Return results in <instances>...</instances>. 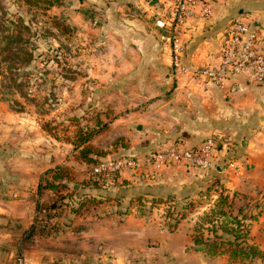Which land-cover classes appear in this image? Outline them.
Here are the masks:
<instances>
[{
  "label": "crops",
  "instance_id": "0c3cea01",
  "mask_svg": "<svg viewBox=\"0 0 264 264\" xmlns=\"http://www.w3.org/2000/svg\"><path fill=\"white\" fill-rule=\"evenodd\" d=\"M161 1L154 0L158 15L168 10V2ZM209 1L214 9L213 18L210 21L198 16L191 18L181 36L188 64H217L219 37L228 20L241 14H247L251 25L260 32V48L264 52V0ZM158 33V28L145 27L134 40L136 45H128V56L106 76L110 72L115 76L123 72L129 83L141 86L135 102L157 97L155 102H162L159 110L166 111L169 107L176 111L139 114L146 117L141 127L142 138L149 137L152 141L148 146L158 147L180 133L192 145L205 137L219 138L222 144L215 169L174 164L154 174L125 171L100 188L88 186V175L68 180L72 195L63 201L72 210L69 217L80 218L82 226L65 225L63 233L44 240L58 246L65 259L70 256L67 247L76 246L80 256H87L96 264H237L234 260L239 257L231 258L226 245L212 252L194 242L197 226L225 192L231 205H225L224 210L246 224L244 243L264 253V84L241 74L227 83V90L220 91L199 78L185 76L177 80L186 86L185 93L177 92L180 86H171L170 101H177L171 105L166 94L171 90L170 49L159 42ZM150 92L153 94L148 95ZM168 119H172L174 128H167ZM48 137L34 114L0 112V147L16 150L12 158L0 162V264H17L19 258L31 264L22 254L15 255V250L20 232L36 226L39 211L33 202L43 170L58 163L49 153L36 154L41 142L49 145ZM135 141L131 140L129 152H139L147 144L143 140L142 145H137ZM109 157L116 156L107 155L97 161ZM59 181L66 182L60 179L56 183ZM82 195L85 200L101 197V202L87 201L81 207L91 208L92 214L79 210L76 215V204L71 206L70 201ZM173 209L181 215L176 225L170 227L167 214ZM223 237L234 238L229 233H223ZM253 263L264 264V260L254 258Z\"/></svg>",
  "mask_w": 264,
  "mask_h": 264
},
{
  "label": "rangeland",
  "instance_id": "374dc122",
  "mask_svg": "<svg viewBox=\"0 0 264 264\" xmlns=\"http://www.w3.org/2000/svg\"><path fill=\"white\" fill-rule=\"evenodd\" d=\"M157 9L154 0H62L47 10L28 7L21 0H0V112L34 114L50 141L49 145L41 142L36 154L49 153L58 161L43 170L33 202L39 211L36 226L20 232L15 250V255L22 254L31 264H96L80 256L76 246L67 247L70 256L65 259L58 246L44 241L63 233L65 225L82 226L80 218L69 217L72 210L63 201L72 195L68 180L88 175L89 181L92 164L107 155L154 151L157 147L148 146L152 144L149 137L142 138L146 117L141 113L176 112L169 107L159 110L162 102H155L157 97L149 98L151 102H135L141 86L129 83L123 72L106 76L128 56V45H136L134 40L145 27L157 28ZM169 76L168 86H180L177 92L185 93L186 86L173 77L171 66ZM172 91L166 93L170 104L177 103L170 101ZM171 120L168 129L174 128ZM177 136L185 138L182 133L174 138ZM133 139L134 144L142 145L143 140L147 144L139 152H129ZM114 142L116 146H112ZM15 153V149L0 147V162ZM54 172L60 177L57 181L66 182L59 181L49 191L45 183L52 181ZM90 209L79 208L76 215L79 210L92 214Z\"/></svg>",
  "mask_w": 264,
  "mask_h": 264
},
{
  "label": "built area",
  "instance_id": "2783aa9c",
  "mask_svg": "<svg viewBox=\"0 0 264 264\" xmlns=\"http://www.w3.org/2000/svg\"><path fill=\"white\" fill-rule=\"evenodd\" d=\"M224 2L225 0H215ZM168 10L155 18L160 30L159 39L170 49L171 71L178 80L191 76L199 78L220 91L227 90V83L245 74L258 84H264V52L260 48L261 34L251 25L247 14L231 17L219 37V62L217 64L191 65L186 62V45L182 34L189 20L195 16L210 21L214 9L209 0H162ZM222 144L219 138L209 136L192 145L183 137L161 143L154 151L142 155L109 157L95 162L90 169L94 178L122 176L125 171L154 174L163 168L182 164L203 170L215 169ZM232 165V163H229ZM149 174V175H150ZM17 264H25L19 258Z\"/></svg>",
  "mask_w": 264,
  "mask_h": 264
},
{
  "label": "trees",
  "instance_id": "16d2710c",
  "mask_svg": "<svg viewBox=\"0 0 264 264\" xmlns=\"http://www.w3.org/2000/svg\"><path fill=\"white\" fill-rule=\"evenodd\" d=\"M25 5L32 8H39L47 10L50 7L59 4L62 0H21ZM0 17V28H1ZM184 138V137H183ZM86 154V153H85ZM55 171V170H54ZM60 178L55 172L52 174V181H46L45 186L47 188H54L56 185V179ZM117 179L116 176H101L98 178L90 177L87 181L88 186L91 188H100L107 180ZM40 186V185H39ZM86 196H77L70 201L72 207L76 204L77 209L81 208L87 201L90 203H99L102 201L101 197H91L90 199H84ZM141 205H145L141 202ZM230 206L231 202L228 201V193H223L218 197V202L210 209L208 214H205L204 222L197 226V233L194 235V242L202 245L203 249L208 251H216L226 245V250L230 252L231 258L239 257L238 260H234L237 264H252L254 258H261L264 260V253L254 245L245 244L246 238V224L238 219L236 216H232L226 210L224 206ZM170 209V208H169ZM170 217V227H174L180 218L181 212L172 210L168 212ZM33 230V228H31ZM30 229V230H31ZM30 230H27L30 232ZM223 233H229L233 235V240H229L223 237Z\"/></svg>",
  "mask_w": 264,
  "mask_h": 264
},
{
  "label": "water",
  "instance_id": "95a60500",
  "mask_svg": "<svg viewBox=\"0 0 264 264\" xmlns=\"http://www.w3.org/2000/svg\"><path fill=\"white\" fill-rule=\"evenodd\" d=\"M137 128H138V129H141V126L139 125V126H137ZM77 187H78V186H77V185H75V187H74V188L76 189Z\"/></svg>",
  "mask_w": 264,
  "mask_h": 264
}]
</instances>
